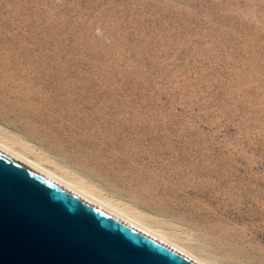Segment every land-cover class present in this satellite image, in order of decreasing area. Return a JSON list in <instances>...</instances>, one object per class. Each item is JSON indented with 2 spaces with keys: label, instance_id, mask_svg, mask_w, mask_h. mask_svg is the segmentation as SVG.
Returning a JSON list of instances; mask_svg holds the SVG:
<instances>
[{
  "label": "rangeland",
  "instance_id": "obj_1",
  "mask_svg": "<svg viewBox=\"0 0 264 264\" xmlns=\"http://www.w3.org/2000/svg\"><path fill=\"white\" fill-rule=\"evenodd\" d=\"M0 137L264 264V0H0Z\"/></svg>",
  "mask_w": 264,
  "mask_h": 264
},
{
  "label": "water",
  "instance_id": "obj_2",
  "mask_svg": "<svg viewBox=\"0 0 264 264\" xmlns=\"http://www.w3.org/2000/svg\"><path fill=\"white\" fill-rule=\"evenodd\" d=\"M0 264H188L0 156Z\"/></svg>",
  "mask_w": 264,
  "mask_h": 264
},
{
  "label": "bare ground",
  "instance_id": "obj_3",
  "mask_svg": "<svg viewBox=\"0 0 264 264\" xmlns=\"http://www.w3.org/2000/svg\"><path fill=\"white\" fill-rule=\"evenodd\" d=\"M26 144H24L23 147L19 144V146H16L7 139L0 137V156L99 212L112 221L169 251L186 263L215 264L208 258H204L197 254L194 248L187 244V238H182L176 232L165 228L164 224V226H162L158 223L152 222L149 215L146 216L147 214H144L137 208L133 207L130 203L129 204L131 206L127 205V203L124 204L123 201L122 203L120 200L116 201V199L113 200L107 195H104V192L101 191L98 186H95L85 180L82 176H80L81 174L78 175L70 172L73 174L68 175L66 174L67 172L65 171V168H60L61 165L56 164V166L55 164H52L48 158H46L47 156H34V154L26 148ZM50 158L51 157H49V159ZM54 160L55 159H53V161ZM183 232L181 234H183ZM184 236L186 235L184 234ZM189 240L190 242L192 241L191 239Z\"/></svg>",
  "mask_w": 264,
  "mask_h": 264
}]
</instances>
